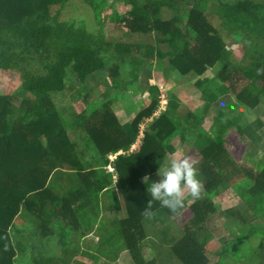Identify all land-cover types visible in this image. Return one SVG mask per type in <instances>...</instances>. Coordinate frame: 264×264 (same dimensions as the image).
<instances>
[{
  "label": "trees",
  "instance_id": "obj_1",
  "mask_svg": "<svg viewBox=\"0 0 264 264\" xmlns=\"http://www.w3.org/2000/svg\"><path fill=\"white\" fill-rule=\"evenodd\" d=\"M119 4L122 13L113 9ZM107 20L116 32L148 40H109L103 34ZM217 28L249 45L247 65L226 48ZM150 61L177 77L193 73L202 104L180 114L168 101L143 130L138 149L128 152L138 125L158 106L153 98L120 124V113L134 109L124 93H136L140 68ZM218 62L221 67L213 69ZM105 69L99 103L84 100L86 108L75 113L62 92L66 80L76 78L77 95L85 99L90 77ZM0 70H15L21 80L17 91L0 94V264H17L24 252L26 264H114L122 251L134 264H155L141 256L142 221L172 217L179 207L170 210L152 200L147 178L164 152L172 151L163 142L174 131L181 141L193 131L200 134L208 107L236 75L244 86L231 93L229 109L212 118L207 137L196 145L201 194L189 205L191 218L169 252L179 264H207L197 233L208 223L229 222L248 227L242 239L249 249L239 256L232 251L234 263L264 264V225H253L264 215V153L253 150L247 159L252 169L237 173L233 184L223 176L232 165L224 156L226 136L233 131L249 145L257 123L247 113L264 99V0H0ZM112 97L120 111L106 102ZM119 151L111 162L114 182L104 167ZM217 188H229L241 203L221 211L210 196ZM89 234L96 239H87ZM213 236L221 245L235 238L226 230ZM75 254L81 258L72 259Z\"/></svg>",
  "mask_w": 264,
  "mask_h": 264
},
{
  "label": "rangeland",
  "instance_id": "obj_2",
  "mask_svg": "<svg viewBox=\"0 0 264 264\" xmlns=\"http://www.w3.org/2000/svg\"><path fill=\"white\" fill-rule=\"evenodd\" d=\"M197 6H200L199 3H195ZM115 11L122 13L125 9L122 6L115 5L113 8ZM191 8H187L189 11ZM113 10V12H114ZM112 12V11H111ZM110 12V14H111ZM187 13V12H186ZM186 13L183 15L186 16ZM108 14V15H110ZM213 22L218 27V20L215 19V16L211 17ZM213 26H215L212 23ZM217 33L222 39L223 43L226 45V48L234 54V57L238 59L240 65H247L249 63V56L247 51L249 50V45L247 43L240 44L239 40L234 39L231 35L225 33V31L217 28ZM103 34L109 40L114 41H125L131 43H142L146 42L148 39L145 37H140L136 35H131L123 32H116L113 29L112 23L110 20L104 22L103 25ZM237 47L240 48V53L238 52ZM221 63H216L213 69H219ZM211 69L210 71L212 72ZM141 72V81L139 89L134 93L133 91H126L124 93L125 97H128L134 105L133 108H129L124 112H121L120 124L124 123V120L130 121L131 118L138 112L139 107H147L153 98H156L158 101V106L155 109L154 113L149 119H143L138 125V135L135 142L131 145L130 151H135L138 149V145L143 136V130L148 129L149 121L155 119L161 112L166 110L168 101L175 103L177 110L180 114L187 112H193L194 110L198 111L199 106L202 104L201 93L196 90L194 86V77L193 73H190L185 76L177 77L175 76L174 70L169 67H155L154 61H150L145 65H142L140 68ZM230 79V77L228 78ZM108 80L107 70L96 73L94 76L90 77V82L85 93V99L77 95V87L79 81L76 78H68L63 87L62 92L65 94V101H67L70 106L73 108L75 113H80L84 106L83 101L86 100L88 103L97 105L99 103L98 99L102 94L105 86V81ZM21 83L19 73L15 70L2 71L0 70V94L10 95L18 90ZM230 89H220L218 91L216 102L211 104L205 116L202 118L199 126L200 134L197 131H193L185 141H181L178 131H174L164 142L163 145L172 148V151L166 150L162 158L154 165L156 170L153 174L147 178L150 182L156 181L159 179L157 173L159 167L165 166L171 158H180L184 155L189 156L194 162V166L201 163V155L197 152L196 145L201 144L203 141L202 138L207 137V131L210 124L212 123V118L223 114L229 109V105L233 103V99L230 97L231 93L236 90H239L244 86V80L239 76H233L228 83L224 82ZM230 93H227V91ZM114 91L111 89L110 94L113 95ZM221 96V97H220ZM111 97V96H110ZM227 97L229 99H224ZM96 100V102H95ZM109 103L119 110L122 108V105H118V101L114 100L113 97L107 99ZM116 104V106H114ZM234 106L232 107V109ZM120 111V110H119ZM236 111V109L234 110ZM247 118L253 124L256 122L257 126L251 140L246 143L240 142L235 132H229L226 136V142L224 145L225 153L224 156L229 158L232 165L227 166L224 171V179L227 182V185L233 184L235 181L240 179V173L242 170L252 169V163L248 162L247 159L253 154V150H259L261 153H264V99H262L250 112L247 113ZM258 120V121H257ZM200 138V139H199ZM112 158V157H110ZM155 163V162H154ZM227 169V170H226ZM63 172L68 170L62 169ZM108 171H111L108 169ZM264 173V172H263ZM198 174V171H197ZM108 177V175H107ZM115 176H111L114 179ZM200 180L201 177L198 174ZM146 179V178H144ZM143 181V178L141 179ZM113 183L111 186L112 190H115L116 184ZM210 196L214 202L220 204L221 211L229 210L234 208L236 205L241 203V200L238 196L234 195L233 192L228 188L223 190L222 188L212 189ZM190 192L185 189L182 196V205L179 207V210L172 217H162L157 220H152L149 218H144L142 221V234L143 240L140 245V252L143 261L149 262L153 261L155 264H179L176 261V258L171 257L169 252L171 246L183 235V226L186 225L187 221L191 218V212L189 210V205L193 202ZM18 218V217H17ZM16 218V219H17ZM232 221L235 220V217H231ZM14 224L17 228H20L22 225L20 222L15 221ZM254 226L263 227L264 225V215L260 216ZM239 227V226H238ZM235 228L230 226L229 222L215 224L208 223V226H204L197 233L198 243L202 246V249L207 257V264H235V254L232 251H237L238 256L244 255L248 248L247 242H244L242 236L248 231V227L244 228ZM220 230H226L227 234H232L234 240L227 245H221L217 239L214 238V233ZM225 238L228 236L223 235ZM96 237L92 234L87 236V239ZM229 249V250H228ZM79 250V249H78ZM17 264H26L29 261V253L24 252ZM81 258L79 254L73 255L72 259ZM174 259V261H173ZM114 264H134L133 259L128 251H122Z\"/></svg>",
  "mask_w": 264,
  "mask_h": 264
},
{
  "label": "clouds",
  "instance_id": "obj_3",
  "mask_svg": "<svg viewBox=\"0 0 264 264\" xmlns=\"http://www.w3.org/2000/svg\"><path fill=\"white\" fill-rule=\"evenodd\" d=\"M122 154L121 151L113 156ZM112 157V156H108ZM114 174V169H110ZM159 179L149 182L148 194L152 200L158 201L161 206L175 210L182 205V196L185 189L190 192L192 199H198L201 194L202 181L192 159L184 155L180 158H171L165 166L159 167Z\"/></svg>",
  "mask_w": 264,
  "mask_h": 264
},
{
  "label": "crops",
  "instance_id": "obj_4",
  "mask_svg": "<svg viewBox=\"0 0 264 264\" xmlns=\"http://www.w3.org/2000/svg\"><path fill=\"white\" fill-rule=\"evenodd\" d=\"M109 159V164H107L105 167H104V169H106V171H107V174H106V176L108 175V178L110 177V179L111 180H113L114 182H115V177H114V179H112L111 178V176H115L114 174H111L109 171H108V169H113V163H111L112 161H114V159H115V156H112V158H108Z\"/></svg>",
  "mask_w": 264,
  "mask_h": 264
}]
</instances>
